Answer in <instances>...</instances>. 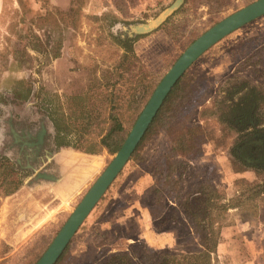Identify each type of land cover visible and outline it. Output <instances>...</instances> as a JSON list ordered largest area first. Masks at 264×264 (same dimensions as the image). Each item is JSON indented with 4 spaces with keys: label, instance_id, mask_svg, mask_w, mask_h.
Wrapping results in <instances>:
<instances>
[{
    "label": "rangeland",
    "instance_id": "1",
    "mask_svg": "<svg viewBox=\"0 0 264 264\" xmlns=\"http://www.w3.org/2000/svg\"><path fill=\"white\" fill-rule=\"evenodd\" d=\"M3 1L0 17V264H33L31 248L38 242V236L45 235L43 239L48 242L42 240L41 244L47 246L46 251L116 154L103 150L101 169L86 180L81 191L70 194L67 209L57 213L53 221L39 228L32 238H18L24 223L20 216H16L17 223H10L15 214L35 212V203L49 196L57 199L67 188L64 185L62 189L58 184L59 178L68 173L75 175L72 167L93 157L80 149L63 148L74 149L79 155L65 163L63 170L56 166L57 155L63 149L55 152L47 110L57 108L68 114L72 106L80 103L81 97L87 104H94L120 89L121 96L130 97L131 106H142L134 113L133 120L126 123L129 135L156 87L186 49L211 27L257 0ZM127 44L129 49L125 47ZM259 52H264V15L207 50L188 68L190 73L186 80L199 76V88L206 90V97L202 99L208 98L205 107L212 106L210 96L216 93L224 96L227 83L247 81L264 91V55L260 60L256 55ZM249 57L251 60L247 62ZM120 63L121 70H117ZM27 92V101L14 97L16 93L24 96ZM195 99L187 104L183 96L177 99L175 106H192L193 109ZM197 113L194 109L191 121L214 131L200 156L188 163L187 169H180L188 181L184 190L196 189L209 181L218 185L227 198H232L234 191L244 187L242 179L256 181V176L253 172L233 171L228 151L231 137L221 136L214 115L207 114L205 123ZM262 118L264 121V114ZM171 145V136L160 131L150 134L141 147H137L135 157H131L88 216L59 264H93L125 249L126 244L147 245L142 239L132 240L131 232H127L125 226L116 225V220L133 199L131 193L139 194L150 181L159 177L162 158ZM146 173L148 180L141 183ZM15 185L19 188L6 195ZM152 187L153 183L144 190L142 202L154 211L155 231L177 233L176 248L153 249L174 254L200 249L199 239L186 216L181 212L176 216L172 214L175 200L156 205ZM27 200L35 202L31 204ZM260 206L257 220L264 219V203ZM173 215L176 220L172 219ZM229 219L234 220V217Z\"/></svg>",
    "mask_w": 264,
    "mask_h": 264
},
{
    "label": "trees",
    "instance_id": "2",
    "mask_svg": "<svg viewBox=\"0 0 264 264\" xmlns=\"http://www.w3.org/2000/svg\"><path fill=\"white\" fill-rule=\"evenodd\" d=\"M125 47L130 48L128 44ZM256 55L261 60L264 52ZM248 60L251 57L246 61ZM116 69L121 70V63ZM189 73L190 70L174 86L138 149L150 134L166 131L171 136V148L162 158L159 177L151 189L153 201L159 205L175 200L176 206L172 209V214L176 216V213L181 212L186 216L194 235L199 239L200 249L191 253L174 254L156 252L145 244H126L125 249L93 264H218L216 251L220 232L222 227L233 222L229 219L232 216L231 210H236V214L243 220H255L260 216V205L264 203V91L247 81L227 83L223 90L224 96L219 97L220 93L210 96L212 106L205 107L208 98H202L206 97V90H200L198 75L186 80ZM28 92L24 96L16 93L14 97L27 101ZM121 93L120 89L115 93L110 92L94 104H87L81 97L80 103L72 106L68 114L59 112L57 108L48 109L47 116L53 130L50 135L55 152L71 147L91 155L101 154L103 150L115 154L128 135L126 123L129 124L134 113L142 107L131 106L130 97L121 96ZM199 93L202 94L197 96ZM182 95L187 104L192 98L198 97L194 100L196 106L193 109L192 106H175ZM194 109L198 111L200 121H206L205 123L208 121L207 114L214 115L215 125L220 128L221 136L231 137L228 151L233 171L253 172L256 176V181L242 179L244 187L232 198H227L218 185L209 181L196 189L184 190L188 181L183 178L184 174L180 169H187V166L190 167L188 163L200 156L204 144L212 139L210 137L214 131V128L209 130L208 126L206 130L205 125L191 121ZM212 170L215 172L216 168L213 166ZM18 188L15 185L5 194H11ZM150 210L154 213L153 209ZM174 215L172 219L176 220ZM43 236L45 237L40 234L38 242L31 248L33 264L47 247L41 244L42 240L45 242ZM67 253L66 249L57 264L64 260ZM73 261L80 262L77 259Z\"/></svg>",
    "mask_w": 264,
    "mask_h": 264
},
{
    "label": "crops",
    "instance_id": "3",
    "mask_svg": "<svg viewBox=\"0 0 264 264\" xmlns=\"http://www.w3.org/2000/svg\"><path fill=\"white\" fill-rule=\"evenodd\" d=\"M3 4L4 1L0 0V17ZM103 153L88 155L93 157L91 159L87 158L88 160L83 159L82 163L75 164L72 167L71 171L75 175L69 176L68 173L67 176L64 174L61 179L59 178L58 184L62 185V189L64 185H67V188L63 189L62 195H57V199L49 196L46 200L43 199L44 201L41 203H35L37 210L32 213L24 211V213L18 212V214H15L16 212H14L13 215L15 214V216L12 221L10 220V223H17L16 216H20L21 222L24 223L21 231H19L18 238H32L39 228L52 222L57 213L61 210H66L69 205L70 196L81 191L85 183L87 184L86 180L90 176H94L97 170L101 169L105 157V153ZM59 154L57 155L58 161L55 163L62 170L65 163L67 165L71 159H75L79 155L74 149H63ZM61 157L65 158V160L62 161ZM148 176V173L144 176L142 175L140 179L141 183H146ZM154 182L155 180L150 181V184H147L146 188L150 187ZM64 190L69 191L65 193ZM144 190L139 194L131 193L133 199L128 203L123 213L119 212L120 218L116 220V225L125 226V230L131 232L133 236L132 240L139 241L142 239L152 249L176 248L177 233L175 231L167 233L155 231L154 213L142 202ZM237 193V190L234 191L231 197H234ZM27 202L32 204L35 201L27 200ZM236 212V210H231L232 217H234L233 222L221 228L220 241L216 251L218 264H264V219L243 220Z\"/></svg>",
    "mask_w": 264,
    "mask_h": 264
},
{
    "label": "water",
    "instance_id": "4",
    "mask_svg": "<svg viewBox=\"0 0 264 264\" xmlns=\"http://www.w3.org/2000/svg\"><path fill=\"white\" fill-rule=\"evenodd\" d=\"M263 15L264 0H257L211 27L186 49L156 87L113 160L84 195L36 264H57L88 216L130 161L166 98L188 68L216 43Z\"/></svg>",
    "mask_w": 264,
    "mask_h": 264
}]
</instances>
